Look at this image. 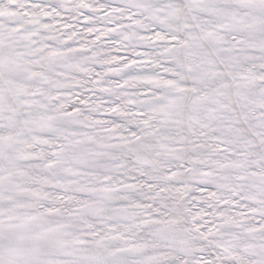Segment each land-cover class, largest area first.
<instances>
[{"label":"snow or ice","instance_id":"6c2138e0","mask_svg":"<svg viewBox=\"0 0 264 264\" xmlns=\"http://www.w3.org/2000/svg\"><path fill=\"white\" fill-rule=\"evenodd\" d=\"M0 264H264V0H0Z\"/></svg>","mask_w":264,"mask_h":264}]
</instances>
